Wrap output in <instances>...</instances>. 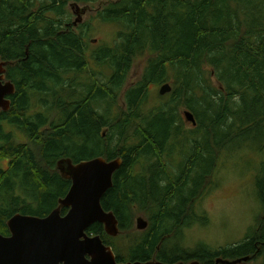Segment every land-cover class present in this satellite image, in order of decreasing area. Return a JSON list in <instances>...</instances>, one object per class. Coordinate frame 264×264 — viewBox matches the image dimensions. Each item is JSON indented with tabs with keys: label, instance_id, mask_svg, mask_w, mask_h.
<instances>
[{
	"label": "trees",
	"instance_id": "trees-1",
	"mask_svg": "<svg viewBox=\"0 0 264 264\" xmlns=\"http://www.w3.org/2000/svg\"><path fill=\"white\" fill-rule=\"evenodd\" d=\"M71 1L98 0H0V56L12 62L7 78L17 88L11 109L0 113V161L9 160L0 163V233L14 214L46 216L67 194L61 158L122 157L102 204L120 220L118 236L129 235V260L215 264L250 256L241 264H264V246L255 247L264 242V219L231 247L178 245L171 256L168 249L189 225L207 223L198 202L214 187L220 155L234 144H256L264 155V0H107L98 17L118 29L112 43L93 49L88 29L77 33L65 22ZM139 58L145 69L127 85ZM167 82L172 92L151 103V87ZM259 166L264 204V156ZM140 215L145 230L134 226ZM89 232L125 261L102 223Z\"/></svg>",
	"mask_w": 264,
	"mask_h": 264
},
{
	"label": "water",
	"instance_id": "water-1",
	"mask_svg": "<svg viewBox=\"0 0 264 264\" xmlns=\"http://www.w3.org/2000/svg\"><path fill=\"white\" fill-rule=\"evenodd\" d=\"M8 64L1 61L0 56V113L11 109L10 96L17 91L14 82H5ZM172 90L167 82L160 85L159 94L166 95ZM182 115L187 123L197 125L191 110H183ZM122 164V157L108 160L97 156L79 162L70 157L61 158L57 168L71 181L70 189L46 216L16 213L7 220L11 234L0 233V264H201L198 260L118 261L114 248L101 235L89 232L97 222L102 223L112 237L121 232L120 220L112 210L103 207L102 200L113 186L114 175ZM64 209L67 211L63 212ZM136 225L139 230H145L149 222L140 215ZM250 259V256L235 260L218 257L215 264H241Z\"/></svg>",
	"mask_w": 264,
	"mask_h": 264
},
{
	"label": "rangeland",
	"instance_id": "rangeland-1",
	"mask_svg": "<svg viewBox=\"0 0 264 264\" xmlns=\"http://www.w3.org/2000/svg\"><path fill=\"white\" fill-rule=\"evenodd\" d=\"M106 4L107 0L69 3L65 22H68L66 24L77 33L82 28L90 31L86 35V40L91 49L101 44L112 43L116 35L118 27L105 23L98 17L101 8ZM146 62V58H139L134 62L127 85L138 81ZM159 88L160 85L151 87V103L159 99ZM122 101L121 97L120 102ZM38 110L39 107L35 106L33 112ZM9 130L15 139L27 141L23 130L13 126H9ZM263 156L256 144L255 146L244 144L238 147L234 144L228 153L220 155L214 187L209 188L207 194L198 202L200 209L206 213L208 221L192 223L180 236L170 240L168 244L170 256L172 250H177L178 245L188 249L189 252L205 251L208 248L217 251L222 247H231L246 240L253 228H258L259 222L264 219V204L259 196L256 174ZM0 163L7 167L9 160L5 158ZM134 226H137L136 219ZM128 237V234H122L110 239L111 243L121 250V256L125 261H129V252L125 251L124 247L128 246ZM261 261L262 259H256L250 264H259Z\"/></svg>",
	"mask_w": 264,
	"mask_h": 264
},
{
	"label": "flooded vegetation",
	"instance_id": "flooded-vegetation-1",
	"mask_svg": "<svg viewBox=\"0 0 264 264\" xmlns=\"http://www.w3.org/2000/svg\"><path fill=\"white\" fill-rule=\"evenodd\" d=\"M75 25H76V23H75ZM27 57H28V55L24 58V60H26L27 59ZM1 61H8L9 62V64H8V66H7V71H8V68H9V66L12 64V62L11 61H9V60H4L3 58H2V56H1ZM6 80H9L8 78H7V72H6V79H5V82H6ZM12 101V100H11ZM2 112V111H1ZM9 164V163H8ZM11 233H10V230H9V232L7 233V234H4V235H10ZM264 246V242H262V243H258L257 242V244L255 245V247H256V251L257 252H259L260 250H261V247H263ZM193 261V260H192ZM190 262V261H189ZM252 262V261H251Z\"/></svg>",
	"mask_w": 264,
	"mask_h": 264
}]
</instances>
